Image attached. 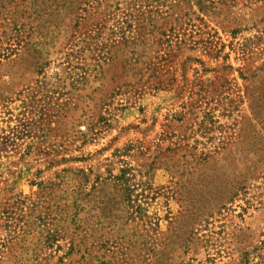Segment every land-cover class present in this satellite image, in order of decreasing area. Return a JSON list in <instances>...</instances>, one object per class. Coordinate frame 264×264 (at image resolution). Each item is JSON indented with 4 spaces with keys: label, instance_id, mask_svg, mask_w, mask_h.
I'll use <instances>...</instances> for the list:
<instances>
[{
    "label": "rangeland",
    "instance_id": "374dc122",
    "mask_svg": "<svg viewBox=\"0 0 264 264\" xmlns=\"http://www.w3.org/2000/svg\"><path fill=\"white\" fill-rule=\"evenodd\" d=\"M0 264H264V0H0Z\"/></svg>",
    "mask_w": 264,
    "mask_h": 264
}]
</instances>
